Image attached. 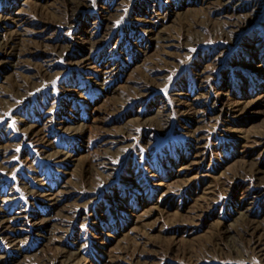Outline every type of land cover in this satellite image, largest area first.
<instances>
[{
    "label": "rangeland",
    "instance_id": "rangeland-1",
    "mask_svg": "<svg viewBox=\"0 0 264 264\" xmlns=\"http://www.w3.org/2000/svg\"><path fill=\"white\" fill-rule=\"evenodd\" d=\"M202 1L84 0L60 25L54 14L65 0H0V41L18 40L12 65L0 70V209L12 218L6 235L19 238L16 251L0 234V264H58L47 258L57 247L78 249L82 264H264V250L252 251L248 236L240 241L228 217L250 200L254 238L264 247V145L253 151L264 139V0H239L231 17L239 25L230 27L218 18L221 6ZM166 10L162 32L147 42L134 19ZM207 21L231 30L228 37L204 31L182 50V25L202 30ZM82 38L94 41L90 49L76 47ZM55 43L69 49L52 50ZM83 55L89 65L76 63ZM108 63L113 76L103 73ZM157 75L161 85L153 86L148 80ZM203 103L208 115L194 118ZM153 114L162 121L157 128L142 122ZM129 118L140 123L120 132ZM21 121L34 124L46 144L23 135ZM79 123L82 134L65 130ZM53 150L67 156L53 162L45 156ZM248 167H259L256 178ZM53 192L56 208L45 197ZM43 220L62 222L60 244L38 237L46 235Z\"/></svg>",
    "mask_w": 264,
    "mask_h": 264
},
{
    "label": "bare ground",
    "instance_id": "bare-ground-1",
    "mask_svg": "<svg viewBox=\"0 0 264 264\" xmlns=\"http://www.w3.org/2000/svg\"><path fill=\"white\" fill-rule=\"evenodd\" d=\"M202 1V0H201ZM238 1L239 0H208L207 1V3H211V5H213L212 7H215V6H217V5H219V6H221L220 7V9H219V16H218V18H220V22H222V24H223V26H225V25H229V27L230 26H233L234 24H236V25H239V22L237 23V21H231V17L232 16H234L235 15V12H237V6H240V4L238 3ZM203 2V1H202ZM63 4V6H62V10H61V12H59L60 14L57 16V14H54L55 15V20H56V22L57 21H59L58 23L61 25V24H67V23H70L71 22V18L73 17V16H75V14L81 9V7L83 6V5H85L84 4V0H65V2H63L62 3ZM109 5V4H108ZM262 5V4H261ZM139 6V5H138ZM85 7V6H84ZM100 7V6H99ZM101 8H103V7H101ZM204 8V7H203ZM256 8V7H255ZM257 8H258V6H257ZM254 9V8H253ZM242 10V9H241ZM143 11V10H142ZM85 13V12H84ZM133 14H134V12H133ZM136 14V13H135ZM70 15V16H69ZM167 15H169V11L168 10H166L165 12H162V13H160V12H155V13H150V14H148L146 17L147 18H136V19H134V22H133V26L134 27H136L138 30H140L141 31V36H142V38H144V39H146L147 40V42L150 40V39H154L155 38V36H158L157 35V33H161L162 32V28H160V27H163L162 26V21H163V19H165L166 18V16ZM238 15H240V14H238ZM243 15H245V14H243ZM256 15V14H255ZM241 16V15H240ZM127 18V17H126ZM215 18V17H214ZM218 18H216V19H218ZM200 19V18H199ZM84 21V20H83ZM210 21V20H209ZM209 21H207V22H205L202 26H203V28H202V30H200V29H194L193 28V24H191L190 23V25L189 24H184V25H182V28L180 29V33H179V38H182V44L184 45V46H186V47H183L182 48V50H185L187 47H189V48H192L193 46H195L196 44H198V42L203 38V32L204 31H211L212 32V34L213 33H215L216 32V34H213L214 36L216 35L217 36V38H222L223 37V35H225V37L227 38L228 37V33H227V31L229 32V31H231V30H225V29H223V27H221V29H219L218 27H216V28H214L215 26L214 25H212V23L211 22H209ZM143 22H146V23H148V28H145V27H142L141 26V23H143ZM217 22H219V20L217 21ZM158 23H160V24H158ZM189 23V22H188ZM243 24V23H242ZM247 24V23H246ZM122 26V25H121ZM226 26V27H227ZM62 27V26H61ZM105 27V26H104ZM257 27V26H256ZM132 28V27H131ZM252 28V27H251ZM122 29V28H121ZM155 31V32H154ZM178 31V30H177ZM154 32V33H153ZM235 32V31H234ZM160 35V34H159ZM212 35V36H213ZM14 36V35H13ZM13 36H11L10 35V37H8V39H6V41H0V52H1V55H0V70L1 71H4L5 70V68H6V66H8V65H12V61H11V58H12V54L14 53V50L16 49V41H18L17 40V38H13ZM96 36V35H95ZM169 36V35H168ZM23 38V37H22ZM26 39V38H25ZM28 39V38H27ZM105 39V38H104ZM161 39H163V40H166L168 43V45H170V46H179V40H177V39H175L176 40V43H175V41L174 40H170V39H172L171 37H166V36H163ZM141 40V39H140ZM33 41V40H32ZM154 41V40H153ZM135 42V41H134ZM146 42V41H145ZM19 43V42H18ZM17 43V44H18ZM23 43H24V41H23ZM68 43V42H67ZM93 43H94V41L93 40H90V39H84L83 40V38H82V40H80V42L79 41H75V45H76V47L78 48V49H90L91 47H92V45H93ZM139 43V42H138ZM62 44V43H61ZM27 45V44H26ZM61 45L60 44H57V43H55V44H52L51 45V49L52 50H55V48L56 47H60ZM98 46V45H97ZM34 47V46H33ZM36 47V46H35ZM18 48V47H17ZM46 48V47H45ZM49 48V47H48ZM69 49V45H62L61 46V49H60V51H63V50H68ZM133 49V48H132ZM139 49V48H138ZM164 49V48H163ZM21 50V49H20ZM45 50V49H44ZM114 50V49H113ZM144 51H142V50H140V51H142V55H146V53H147V50L146 49H143ZM23 51L24 50H22V53H23ZM29 51V50H28ZM35 51V50H34ZM107 51V50H106ZM20 52V51H19ZM36 52V51H35ZM76 52V51H75ZM103 52V51H102ZM112 52V51H111ZM121 52V51H120ZM128 52V51H127ZM135 52V51H134ZM213 52V51H212ZM17 53H18V51H17ZM67 53V52H66ZM65 53V54H66ZM19 54V53H18ZM17 54V55H18ZM14 55V54H13ZM75 55H76V53H75ZM171 55H173V57H175V56H180L181 55V52H173V53H171ZM198 55V54H197ZM204 55V54H203ZM158 56V55H157ZM141 57V56H140ZM139 57V58H140ZM147 57V56H146ZM145 57V59H147ZM162 57V56H161ZM205 57V56H204ZM41 58H42V56H41ZM45 58V57H44ZM163 58V57H162ZM168 59V58H167ZM198 59V58H197ZM19 60V59H18ZM20 60H22V59H20ZM140 61H142L141 59H140ZM24 62V61H23ZM108 62V61H107ZM112 62V61H111ZM15 63V62H14ZM76 63H80V64H84V65H89L90 63H91V59L87 56V55H83V56H81L80 58H78V60L76 61ZM106 63V62H105ZM105 63H104V65H105ZM117 63V62H116ZM155 63V62H154ZM165 63V65H171V64H173V59L172 60H167V61H165L164 62ZM22 64V63H21ZM44 64V63H43ZM40 65V64H39ZM212 65V62L210 61V63L207 65L208 67L209 66H211ZM100 66V65H99ZM77 67V66H76ZM113 67H114V65H112V64H110V63H108L107 64V69L104 71L103 70V73H108L109 74V76L111 75V76H113L112 75V73L114 72V70L115 69H113ZM12 68V67H11ZM50 68V67H49ZM165 69H167V68H165ZM39 70V69H38ZM80 70V69H79ZM180 70V69H179ZM195 70V69H194ZM100 72V71H99ZM40 73V75L41 76H44L45 74H47L48 75V72L46 71V70H43V71H41V72H39ZM202 73H203V70H199L198 71V73H197V77H198V79L199 80H201L202 78H203V76H202ZM101 74H102V72H101ZM116 76V75H115ZM6 78V77H5ZM4 79V78H3ZM27 80V79H26ZM19 81V80H18ZM149 81V83H151L153 86H160L161 85V82H160V75H157L156 77H153V78H151V80H148ZM7 82V81H6ZM16 82V81H15ZM24 82V81H23ZM17 83V82H16ZM19 83H21V82H19ZM107 84V83H106ZM14 85V84H13ZM16 85V84H15ZM28 85V81H25L23 84H18V86H15V90H14V92L12 93L13 94V96L16 98V99H19V98H21L22 96H23V94L25 93L24 91H26V86ZM101 85V84H100ZM144 85H147V83L145 84L144 83ZM21 87H22V89H23V87H24V90L22 91V90H20L21 89ZM106 89V88H105ZM184 89V88H183ZM186 91V90H185ZM62 92V91H61ZM140 94V93H139ZM176 94H180V93H176ZM176 96V95H175ZM142 97V96H141ZM178 98H180V97H178ZM212 98V97H211ZM123 100V99H122ZM121 100V101H122ZM124 100H126V99H124ZM123 100V102L122 103H124L125 101ZM17 101V100H16ZM120 101V102H121ZM220 101V100H219ZM119 102V103H120ZM193 102V101H192ZM121 103V104H122ZM202 103V102H201ZM216 103H218V105H219V102H218V100H217V102ZM9 104H12L11 102H7V104H6V106L8 105L9 106ZM14 104V103H13ZM191 104V103H190ZM214 104V103H213ZM191 106V105H190ZM193 106V105H192ZM191 106V108L188 106V108H190V110L191 109H193V107ZM217 106V105H216ZM213 107V108H215V109H217V107ZM122 107V106H121ZM105 108V107H104ZM113 108L115 109V105L113 106ZM165 108V107H164ZM195 108V107H194ZM205 108H206V105H204V103L203 104H201V108L200 109H195L194 110V113L192 114V116L194 117V118H196V117H201V116H207L208 114L207 113H205ZM167 110V109H166ZM165 110V111H166ZM117 111H119V109L117 108V110H115V113L117 112ZM161 112V111H160ZM4 113V112H3ZM112 113H114V111H111L109 114H112ZM114 113V114H115ZM161 114H163V113H161ZM161 114H159V113H155V115L157 116V117H159L160 118V115ZM168 114V113H167ZM190 114V113H189ZM154 115V114H153ZM153 116V121L152 122H146L145 120L144 121H142V122H144V124H149V125H154L155 126V128H157V127H159L160 125H159V123H158V121H160V122H162L161 121V119L160 120H156V116ZM165 116V115H164ZM181 117V116H180ZM191 120V119H190ZM195 120V119H194ZM140 120H139V118H129V119H127V120H125V122L121 125V128L122 129H120V132H123L124 130H128V129H130V126L132 127V126H134V125H137L138 126V124L140 123L139 122ZM189 122V121H188ZM21 123H22V126H23V131H24V134L23 135H25L27 138H29V139H31L33 142H42V143H44V144H46V140H45V138L43 137V136H40L39 135V132H38V130L36 129V126L33 124V125H31L30 123L29 124H27V123H25V122H23V121H21ZM128 124H130V125H128ZM162 124V123H161ZM168 124V123H167ZM84 126L85 125H83V123H79V124H77V125H74L73 127L71 126V127H65V130H69L70 131V133H72V134H74V133H78V134H82V132H83V129H84ZM165 127V126H164ZM103 130V129H102ZM117 131V130H116ZM232 131V130H231ZM114 132V131H113ZM143 132V131H142ZM230 135V134H229ZM256 142H258L257 144H256V146H254V149H253V151H255L258 147H261V146H263L264 145V139H259L258 141H256ZM199 143V142H198ZM201 145V144H200ZM198 147V149L200 148V146L198 145L197 146ZM59 150V149H58ZM58 150H53V151H51V152H49L48 154H45V156L46 157H49V158H54L53 159V162H60L62 159H63V156H67V154H65V153H63V152H61V151H58ZM46 152H48V151H46ZM252 154H255V152H252ZM251 154V155H252ZM69 155V154H68ZM195 155H197V156H201L202 155V152H196L195 153ZM257 155H259V154H257ZM77 160L78 161V159H79V156H77V157H73L72 158V160ZM79 162V161H78ZM247 160H244L242 163H244V165H246L247 164ZM194 163V162H193ZM257 163L255 162V163H253L250 167H254V165H256ZM250 167H248L250 170H247V172H250V179H252V177L253 176H255V178H256V174H254V173H256V171L258 172L260 169H259V167H256L255 169H253V168H250ZM36 170H37V168H36ZM246 171V170H245ZM36 174V173H35ZM89 174V173H88ZM106 174V173H105ZM79 178V177H78ZM91 179V178H90ZM264 180H262V182H263ZM240 182V181H239ZM26 183V182H25ZM72 183V182H71ZM89 183H90V181H89ZM91 184V183H90ZM89 184V185H90ZM245 189V188H244ZM61 190H63V189H61ZM250 190V189H249ZM260 190V189H259ZM68 191V190H67ZM246 191V190H245ZM30 192V191H29ZM68 193V192H67ZM204 193V192H203ZM258 193V192H257ZM30 194H31V192H30ZM249 194V193H248ZM251 194H253V192H251ZM255 194V193H254ZM260 194V193H259ZM34 195V194H33ZM43 195H44V192H43ZM261 195V194H260ZM62 196V195H61ZM242 196V195H241ZM45 197H46V201H48V203H49V205L52 207V208H56V207H58L57 205L58 204H56V200H55V195H54V192H53V194L52 193H48V194H46L45 195ZM246 197H248V195L246 196ZM260 197H262V196H260ZM9 198V197H8ZM11 198V197H10ZM242 198V197H241ZM13 199V198H12ZM260 199V198H259ZM6 201V200H5ZM229 201V200H228ZM232 201V200H231ZM14 202V201H13ZM12 202V203H13ZM243 202H245V201H242V203ZM4 203V202H3ZM47 203V204H48ZM246 203H248V205L249 206H246V208L244 207L243 208V210H239L240 208H236V210H235V213H236V215L233 217L232 215L231 216H228V217H230V218H232V220L234 221V224L232 223V225L235 227V226H237V230H235L236 231V234H237V237H238V239L240 240H242V239H244L245 237H250L249 238V240H248V242H249V244L251 245V249H252V251H256V252H261L262 253V251L264 250V247H263V244H261V238H259L258 236L256 237V238H254L255 237V234H256V226L258 225L257 224V222H256V220L254 219V218H252V217H250V210H251V205H252V202H250V200L248 201V202H246ZM75 206V205H74ZM2 208V207H1ZM60 210V209H59ZM69 212V211H68ZM68 212L66 211L65 212V214L67 215L68 214ZM1 213H2V211H1V209H0V234H4V239L7 241V244L8 245H10V247L13 249V250H16V251H19V246H18V244H19V238L17 239V238H14V237H11V236H9V235H6L7 233L5 232V229L7 230V228L8 229H10V227H11V223H9L10 222V220L12 219V218H10V220H9V217H6V216H4V214L3 215H1ZM8 214V213H7ZM66 215H63L62 214V216H64V218H65V216ZM13 216V215H12ZM12 216H10V217H12ZM15 216V215H14ZM77 216V215H76ZM43 218V217H42ZM222 218V217H221ZM63 220V219H62ZM15 221V220H14ZM35 222V221H34ZM43 229H42V231H45V233H46V235H39L38 237H40V238H42V240L43 241H47L48 239H53V241H55L57 244H60V240H59V238L61 237V236H59V237H57L60 233V231L62 230V222H59L58 224H55V223H48V225H50V228L51 229H49V228H47L46 230H44V227L45 226H48V225H46V220H43ZM72 222H73V220H72ZM40 223V222H39ZM38 223V224H39ZM223 223L225 224V222L224 221H218V225H217V228H218V235L220 236V237H222V233H224L225 232V230H224V228H223ZM259 223V222H258ZM64 224V223H63ZM231 225V226H232ZM13 232V231H12ZM11 233V232H10ZM9 233V234H10ZM260 233V232H259ZM17 236V235H16ZM253 236V237H252ZM262 236V235H261ZM57 238V239H56ZM22 239V238H21ZM217 239V238H216ZM222 239V238H221ZM233 239V238H232ZM236 239V238H235ZM3 240V239H2ZM24 240V239H23ZM240 240V241H241ZM51 241V240H50ZM49 241V242H50ZM233 241V240H232ZM231 241V242H232ZM239 241V242H240ZM215 242V241H214ZM218 242V241H217ZM229 243V247L230 248H232L233 246H234V244L233 245H230V244H232V243ZM235 242V241H234ZM6 244V243H5ZM23 244V243H22ZM218 245V244H217ZM218 247H220V246H218ZM236 247V246H235ZM58 248V250H56V254L55 255H51V256H48L47 258L50 260V262H51V260L52 261H57V263L58 264H82V262H81V257H78L79 256V254H78V249L76 250V251H74V252H68L67 251V249L66 248H64V247H57ZM222 248V247H221ZM234 248V247H233ZM20 249H21V247H20ZM235 249V248H234ZM237 249V248H236ZM4 250V249H3ZM22 250H24V249H22ZM80 252V251H79ZM18 252H16V254H17ZM6 254V253H5ZM5 254H4V256H5ZM3 255H1L0 256V258L1 259H4L5 257H4ZM25 256H23V258H24ZM242 257V256H241ZM33 258V257H32ZM47 258H44L43 256H35V260H41L42 261V263H45L46 261H48L47 260ZM26 259V258H25ZM246 260V259H245ZM260 260V259H259ZM2 261V260H1ZM21 261H23V260H20V261H18V262H16V264H23V262H21ZM26 262V261H25ZM41 264V263H40ZM49 264V263H48Z\"/></svg>",
    "mask_w": 264,
    "mask_h": 264
}]
</instances>
